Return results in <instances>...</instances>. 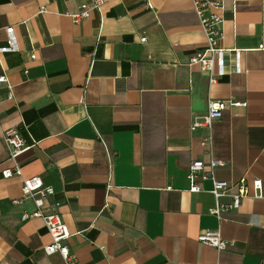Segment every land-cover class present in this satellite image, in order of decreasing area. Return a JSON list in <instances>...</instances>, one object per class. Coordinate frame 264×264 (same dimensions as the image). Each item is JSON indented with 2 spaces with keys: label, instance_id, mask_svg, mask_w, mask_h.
<instances>
[{
  "label": "crops",
  "instance_id": "crops-1",
  "mask_svg": "<svg viewBox=\"0 0 264 264\" xmlns=\"http://www.w3.org/2000/svg\"><path fill=\"white\" fill-rule=\"evenodd\" d=\"M83 2L0 0V48L8 27L19 45L0 53L13 95L0 89V264H65L44 253V223L22 221L34 206L14 203L21 179L3 176L13 163L2 135L12 128L31 147L18 159L23 176L55 191L78 264H264V0L212 9L224 17L220 45L241 51L240 71L228 56L212 86L190 65L206 46L192 0H109L75 23ZM211 100L247 107L228 106L211 129L192 131ZM194 161L207 172L225 163L219 181L260 179L263 198L218 219L211 180L190 192ZM218 229L222 252L198 241Z\"/></svg>",
  "mask_w": 264,
  "mask_h": 264
},
{
  "label": "built area",
  "instance_id": "built-area-1",
  "mask_svg": "<svg viewBox=\"0 0 264 264\" xmlns=\"http://www.w3.org/2000/svg\"><path fill=\"white\" fill-rule=\"evenodd\" d=\"M109 0H84L80 5L79 11L72 16L75 23H81L88 20L94 12H101L104 4ZM193 10L196 13L201 29L206 38V46L190 58V65H198L208 74L209 85H215L218 80L225 76L227 72L228 56L231 55L234 63V70L240 71L241 51L236 49H226L220 45L223 38L224 17L215 12L223 9L222 0H192ZM46 9H41L40 13H45ZM7 35V45L0 48V53H13L19 51V45L13 27L5 29ZM146 42V39H142ZM259 49H263L260 46ZM32 60H36V55H32ZM28 74V71L25 72ZM7 86L9 90L8 99H12L11 88L8 87V77L0 74V89ZM228 106L247 107V103H228L226 101L211 100L208 103V109L202 119L192 124L191 130L206 127L211 129L216 120H220ZM2 140L8 149V160L13 163V168L3 171L6 179L14 177L22 181L21 200L14 201L15 204L22 203V200H29L34 206L31 213H23L22 221L29 219H40L51 238L48 245L44 247V253L48 256L59 254L65 264H78L77 257L70 251L67 242L72 234L58 212L59 204H51V198L55 191L51 186L44 184L40 177L25 178L23 176L18 159L31 149L27 141L20 135L17 128L7 129L3 132ZM209 138L206 142L210 143ZM225 163L221 161H211L209 172L205 171V164L201 161H194L188 167V180L190 181V192L200 193L202 189L199 180H211L213 189L211 194L216 199L215 208L210 213L218 219L225 212L235 211L240 208L245 198L261 199L263 198V182L255 179L251 184L244 178L238 184H231L226 181H219L214 175L216 168L224 167ZM235 189L236 193L232 194ZM223 198H230V202L223 203ZM198 241L206 246L212 247L219 252L225 251L228 243L222 238L220 230L206 231L199 236Z\"/></svg>",
  "mask_w": 264,
  "mask_h": 264
}]
</instances>
